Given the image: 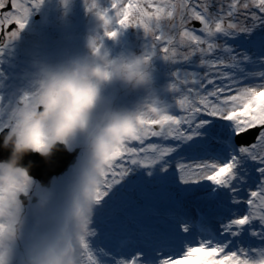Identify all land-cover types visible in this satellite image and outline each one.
Returning a JSON list of instances; mask_svg holds the SVG:
<instances>
[{
	"label": "snow or ice",
	"instance_id": "6c2138e0",
	"mask_svg": "<svg viewBox=\"0 0 264 264\" xmlns=\"http://www.w3.org/2000/svg\"><path fill=\"white\" fill-rule=\"evenodd\" d=\"M43 2L0 0V54ZM108 15L117 34L143 29L146 56L166 63L168 81L164 115L143 123L107 174L88 264H264V244L233 250L234 238L264 241V0H112ZM9 155L0 147V160ZM29 162L46 181L69 159Z\"/></svg>",
	"mask_w": 264,
	"mask_h": 264
},
{
	"label": "clouds",
	"instance_id": "9594fccd",
	"mask_svg": "<svg viewBox=\"0 0 264 264\" xmlns=\"http://www.w3.org/2000/svg\"><path fill=\"white\" fill-rule=\"evenodd\" d=\"M67 7L68 0H63ZM97 26L82 54L40 64L31 90L0 112V264H88L84 245L92 232L112 163L146 120L164 115L153 89V60L146 53L113 55L118 41L103 0H84ZM121 84L149 95L133 109H114L106 90ZM74 155L46 181L32 174L26 157L50 162ZM186 264H199L190 260Z\"/></svg>",
	"mask_w": 264,
	"mask_h": 264
},
{
	"label": "rangeland",
	"instance_id": "374dc122",
	"mask_svg": "<svg viewBox=\"0 0 264 264\" xmlns=\"http://www.w3.org/2000/svg\"><path fill=\"white\" fill-rule=\"evenodd\" d=\"M103 2L104 6L109 9L112 0H103ZM126 2L127 0H117L118 6ZM141 2L143 3L145 0H141ZM29 6L31 5L29 4ZM195 23L193 22V25ZM168 24V21L162 22L161 30L166 35H175L169 31ZM96 26L95 17L86 13L84 0H68L67 7L63 0H44L39 9L33 10L26 28L19 37L3 51V54H0V110L10 108L24 91L31 90L35 72L29 64L38 68L39 63L56 64L68 56L84 53L86 37ZM191 26L189 25V27ZM11 30H15V26L8 29V31ZM178 39L179 37L176 36V40ZM5 41V33L0 30V45ZM106 43L113 55H140L146 51L148 38L144 35L142 28H129L122 31L118 41L107 40ZM175 43L176 41H174V45ZM177 51H186V49L177 47ZM47 56L50 57L47 58ZM175 67H180V65L177 64ZM167 73L166 63L162 59L154 57L153 89L160 98H164L163 88L168 81ZM178 87L183 88V85H178ZM105 95L111 101L112 107L120 110L135 108L137 104L145 100L149 92L143 88L131 90L117 83L109 87ZM179 95L180 93L171 90L168 92L170 97L179 98ZM3 114L0 112V115ZM154 127L158 128V126ZM154 139L150 138L145 143H151L155 141ZM132 143L136 144L137 142ZM130 183L141 186L143 179L134 177ZM234 239L236 244L233 250L238 248L247 250L249 247L259 248L264 244V241L259 238L246 237L243 241L240 238ZM247 241L251 242V245L247 244Z\"/></svg>",
	"mask_w": 264,
	"mask_h": 264
},
{
	"label": "water",
	"instance_id": "95a60500",
	"mask_svg": "<svg viewBox=\"0 0 264 264\" xmlns=\"http://www.w3.org/2000/svg\"><path fill=\"white\" fill-rule=\"evenodd\" d=\"M195 24H196V23H195ZM64 154L68 157V159H69V163H70V162L73 160L74 155H68V154H66V153H64ZM67 166H68V165H67ZM67 166H66V167H67ZM66 167H65V168H66ZM65 168H64V169H65ZM64 169H62L60 172H63ZM60 172H59V173H60ZM36 178L41 179L40 177H36Z\"/></svg>",
	"mask_w": 264,
	"mask_h": 264
}]
</instances>
